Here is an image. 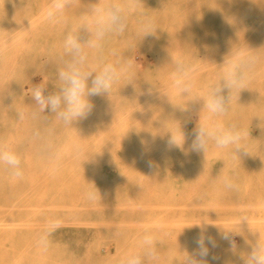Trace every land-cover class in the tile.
I'll return each mask as SVG.
<instances>
[{
    "label": "rangeland",
    "instance_id": "rangeland-1",
    "mask_svg": "<svg viewBox=\"0 0 264 264\" xmlns=\"http://www.w3.org/2000/svg\"><path fill=\"white\" fill-rule=\"evenodd\" d=\"M54 3L0 0V149L17 152L23 169L17 178L0 166V264H121L143 251L146 234L159 254L146 264H185L202 229L219 242L210 264H242L255 241L264 244V0H71L49 19ZM96 3L122 5L128 22L85 48L87 67L130 61L131 69L109 94L89 97L91 115L73 126L48 112L32 118V87L58 89L64 39L88 38L82 26ZM146 19L154 22L148 36ZM239 51L257 57L246 89L231 93L226 114L210 116L202 100ZM180 58L191 96L174 87ZM217 120L250 133L242 142L248 155L214 142L205 155L191 152L192 129ZM226 177L235 188L225 187ZM51 220L61 226L44 251L38 240ZM225 231L234 249L220 239Z\"/></svg>",
    "mask_w": 264,
    "mask_h": 264
},
{
    "label": "clouds",
    "instance_id": "clouds-1",
    "mask_svg": "<svg viewBox=\"0 0 264 264\" xmlns=\"http://www.w3.org/2000/svg\"><path fill=\"white\" fill-rule=\"evenodd\" d=\"M70 6L71 0H55L54 10L49 9L47 17L51 19L56 12H62ZM88 14L90 19L82 26L89 34L88 38L84 40L78 33H69L64 39V48L68 59L57 71L58 89L47 92V86L42 83L32 87L31 97L35 105V111L30 114L32 118H36L40 113L48 112L53 114L55 119L64 126H73L91 115L94 104L89 100V97L109 94L112 85L120 79L122 73L131 69L130 61L126 66L120 68L113 63H104L98 70L87 67L85 48H96L99 42L110 33H123L128 22L124 7L118 3H113L107 8L99 7L98 3L93 4ZM153 27L154 22L151 19H146L141 27L144 36L153 34ZM256 63L257 57L250 52L239 51L230 55L225 61L222 78L211 88L207 99L202 100L197 97L193 101L202 100V109L206 110L210 116H223L229 111L231 93L246 89L250 73ZM175 66L177 73L174 80L175 89L183 96L185 94L191 96L192 77L187 64L180 58L175 61ZM225 91H227V95H225ZM166 96L168 97V95ZM17 117L23 120L25 113L18 110ZM259 127L264 131V123H261ZM190 135L193 137L190 145L191 152L205 155L209 143L214 142L217 148L232 147L236 154L242 150L245 155H248L242 142L250 133L240 130L235 123L227 128L219 120L211 125L198 123ZM184 141L185 133L183 132V144ZM169 144L180 147L172 135ZM76 154L79 156V149ZM51 158L53 161H58L59 153L53 152ZM0 166L6 167L13 177L23 176L20 156L14 150L0 149ZM224 184L229 189L236 187L227 177L224 179ZM87 198L94 203L97 200L96 192L89 191ZM245 220L246 218L243 221ZM60 226L59 220H51L46 224L44 232L38 240V245L42 250H47L48 237ZM232 233L225 231L221 234L220 239L227 241L234 249L236 243ZM196 244L197 248L185 258V264H210L209 258L211 260L218 259L215 250L219 247V242L213 236L205 235L203 229L196 238ZM158 259L155 238L151 234H146L143 238V251L126 253L121 264H146V261L155 262ZM241 259L242 264H264V244L255 241L246 257H241Z\"/></svg>",
    "mask_w": 264,
    "mask_h": 264
},
{
    "label": "bare ground",
    "instance_id": "bare-ground-1",
    "mask_svg": "<svg viewBox=\"0 0 264 264\" xmlns=\"http://www.w3.org/2000/svg\"><path fill=\"white\" fill-rule=\"evenodd\" d=\"M35 81H36V79H35ZM25 86V85H24ZM29 87V86H28ZM30 87H32V86H30ZM22 88H23V84H22ZM24 95V93H23V90H22V96ZM6 114V113H5ZM6 118V117H5ZM5 120V119H4ZM81 135V134H80ZM69 148V147H68ZM75 171V170H74ZM77 191V190H76ZM68 223V222H67Z\"/></svg>",
    "mask_w": 264,
    "mask_h": 264
}]
</instances>
